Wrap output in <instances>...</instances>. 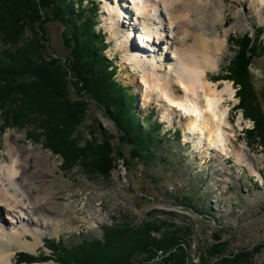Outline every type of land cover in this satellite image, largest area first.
<instances>
[{"label": "rangeland", "instance_id": "374dc122", "mask_svg": "<svg viewBox=\"0 0 264 264\" xmlns=\"http://www.w3.org/2000/svg\"><path fill=\"white\" fill-rule=\"evenodd\" d=\"M95 1L100 8L98 27L102 28L109 43L104 56L114 61L118 80L130 87L135 95L136 113L141 118L152 114V121L161 126V135L165 139L160 144L161 148L158 147L160 149L155 159L148 164L131 161L130 147L122 143L124 159L131 161L130 166L127 167L122 160L116 161L115 169L105 178L88 175L78 164L66 168L61 156L52 151L50 143L44 141L36 119L31 125L0 133V163L5 166L11 163L13 158L9 145L23 152L29 159L30 169L35 172V177L27 183L37 190L48 191L47 201L53 206L52 212L65 217L57 230L40 231L41 244L30 253L39 257L38 262L29 264H54L53 261H45L51 256L45 247L49 239H60L69 245L82 238H101L104 226H138L154 219L190 227L192 235L188 253L194 264H198L201 257L204 260L212 259L208 253L215 244L213 239L216 235L220 237L219 242L228 244L230 251L238 253L243 248L244 253L250 256V262L264 264V144L254 133L250 137L246 133L252 131L254 122L244 116L238 107V86L230 80L220 79L234 55V46L228 45L229 36L239 38L249 34L255 37L259 27H264V0H206L218 8L204 9L205 19L200 27L196 25L193 30L191 27L194 24L190 25L192 32L202 30L208 35L219 34L220 40L227 38L226 52L219 58L218 70L208 73V78L214 82L230 81L235 91L234 99H230L226 105L232 107L229 117L234 124L236 139L228 136L223 145L218 142L219 147L213 140L208 143L201 133L188 132L177 120L176 114L180 111L168 103V97L176 95L175 87L178 85L173 83L170 91L160 88L161 82L173 80L174 77L168 73L176 63H173L175 58L169 60L172 56V49L169 48L171 38L165 34L163 39L155 35L158 41L153 37H144L145 25L140 16L133 13L134 7L128 0ZM218 11L219 15L211 14ZM147 21L154 20L146 17ZM161 21L163 27H168L167 20L161 18ZM62 30L58 24L48 25L47 59L54 54L66 57ZM23 33L24 39L31 37L27 29ZM176 33V38L182 36L181 31ZM260 38L264 39V32ZM130 52L143 55L148 61L138 58L129 60ZM165 57L168 58L166 64L163 63ZM151 64L157 68H154L153 76H150L153 72H149ZM249 71L264 113V54L253 59ZM148 77L153 81H147ZM153 83L155 85L150 87ZM164 92L167 96H163ZM148 93L153 94L147 96ZM77 97L75 92L71 93L73 100H77ZM239 117L242 118L240 125L237 124ZM175 129H180L178 138L173 135ZM29 132L37 133L35 139L38 142L26 139ZM92 133L98 139L105 134L112 135V138L104 139L115 146L121 142L115 125L94 102L85 109L77 136L83 141H90ZM229 135L232 133L229 132ZM23 185L24 188L20 190L25 193L28 187L26 183ZM8 198L14 202L13 197ZM66 204L72 208L65 215L60 210ZM152 211L157 212L150 215ZM25 216V211L20 210L18 204L12 203L8 207L0 205L1 234L21 229L24 225L19 223V218L26 220ZM29 228L36 229L34 226ZM25 239L32 241L30 235ZM18 252L25 251L17 250L9 264H26L16 262Z\"/></svg>", "mask_w": 264, "mask_h": 264}, {"label": "trees", "instance_id": "16d2710c", "mask_svg": "<svg viewBox=\"0 0 264 264\" xmlns=\"http://www.w3.org/2000/svg\"><path fill=\"white\" fill-rule=\"evenodd\" d=\"M99 4L95 0H0V133L21 128L36 121L58 153L66 168L80 165L88 175L107 178L116 161L150 163L161 147L162 128L152 121V114L141 118L135 110V95L117 78L112 59L104 56L109 47L106 34L98 27ZM62 27L61 38L66 57L45 56L48 25ZM27 29L31 37L23 38ZM264 27L255 37L245 34L228 38L234 55L220 79L238 86V107L254 122L252 133L264 144V113L252 81L249 66L264 54ZM75 92L77 100L71 98ZM94 102L115 125L120 143L109 140L112 135L92 140L78 138V126L85 109ZM34 119H36L34 121ZM173 135L178 138L179 130ZM37 133H28L27 140L38 142ZM246 136V134H245ZM130 147V162L124 159L122 146ZM47 145V143H46ZM160 147V148H158ZM115 149V150H114ZM62 167V166H61ZM157 211H152L155 214ZM174 215V213H171ZM191 229L167 220L146 221L140 225L122 224L120 228L103 227L102 239H84L65 244L49 239L46 247L56 264H194L189 256ZM210 247L208 256L198 264H254L245 250L230 251L219 242ZM242 253V254H240ZM39 257L17 254V262H38ZM157 259V261H156Z\"/></svg>", "mask_w": 264, "mask_h": 264}, {"label": "bare ground", "instance_id": "6f19581e", "mask_svg": "<svg viewBox=\"0 0 264 264\" xmlns=\"http://www.w3.org/2000/svg\"><path fill=\"white\" fill-rule=\"evenodd\" d=\"M128 1L132 2L133 13L140 16L139 19H142V23L145 25L143 30L144 37L150 39L151 37L154 38L155 35H159L162 38L163 34H165L167 38L169 37L172 40L169 46L172 49V56L169 57V60L175 58V60H172L173 63H176L172 65L168 73L171 77H174L173 80L168 79L167 81L165 80L166 82H161L160 88L164 87L165 90L170 91L173 83L178 85H175L176 95L174 96L170 93L171 95L168 97V103L180 111L179 114H176L177 120L188 132L192 134L201 133L206 137L208 143L213 140L218 147L220 146L218 142L223 145L224 140L228 139V136H232L235 140L234 124L229 117L232 107L228 104L226 105L230 99L235 97L233 85L230 81L214 82L208 78L209 72H215L219 68V58L226 52L224 48L227 47V38L220 40L218 33L215 36L211 33L208 35L202 30L198 31V33L192 32L190 29L192 24H194L191 27L193 30L196 29V25L201 26L205 19V8L208 10L210 8H218L217 5L212 2H206V0ZM138 3H140L139 6ZM219 13L218 11L211 14L216 16ZM146 17H150L154 21L145 22ZM161 18L169 22L168 27L161 25ZM178 31H181L182 36L176 38V32ZM154 40L158 41L159 39L157 37ZM161 41L164 42L163 40ZM132 58L134 60L138 58V60L148 61L147 57L130 52L129 60ZM163 59V63H168V58L166 59L165 57ZM154 68H156V65L151 64L149 72L153 73H150V76L154 75ZM171 69L172 71L170 72ZM147 81L153 80H149L148 77ZM152 85L154 86L155 84H151L150 87ZM152 94L148 93L147 96ZM163 96H167L165 92ZM172 111L174 112V110ZM241 119V117L238 118V125H240ZM229 132L232 135H229ZM9 148L11 151L10 155L13 158L11 163L8 166L0 163V205L3 204V206L8 207L12 203L18 204V208L25 211V218L27 219L19 218V223L24 225L21 229L13 230L5 235L0 232V264L11 263L17 250L33 253L38 245L41 244L40 231L42 232L44 229L55 231L65 219L64 215L57 216L52 212L53 206L47 201L48 191L37 190L38 188L35 189L31 183H27L29 179L35 177V172L29 167V159L23 152L17 151L11 145H9ZM23 183H26L28 187V191L25 193L20 190L24 188L25 184L23 185ZM8 196L13 197L14 200L12 201L14 202H10L11 199ZM71 208L69 204H66L60 211L66 215L67 210ZM17 223L15 222V224ZM32 226L36 229H28V227ZM28 235L32 237V241L25 239Z\"/></svg>", "mask_w": 264, "mask_h": 264}]
</instances>
